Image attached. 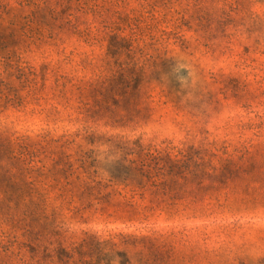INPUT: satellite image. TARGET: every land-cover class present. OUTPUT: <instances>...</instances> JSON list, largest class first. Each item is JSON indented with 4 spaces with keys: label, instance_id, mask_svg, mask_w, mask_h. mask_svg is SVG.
<instances>
[{
    "label": "rangeland",
    "instance_id": "1",
    "mask_svg": "<svg viewBox=\"0 0 264 264\" xmlns=\"http://www.w3.org/2000/svg\"><path fill=\"white\" fill-rule=\"evenodd\" d=\"M19 1L0 0L1 139L33 144L32 164L44 165L38 178L50 184L75 175L110 183L124 160L136 159L162 164L164 177L178 175L190 195L170 210L155 204L133 213L93 202L71 211L57 208L51 187L46 218L0 202V252L55 253L85 233H121L147 236L116 239L126 264H264V0H151L146 8L127 0L106 18L86 15L77 33L63 1ZM47 4L54 15L41 17ZM150 7L157 18L148 29ZM33 11L39 17L26 18ZM136 29L141 35H133ZM144 46L150 70L140 99H122L114 114L87 92L88 106L79 108L71 78L109 74L117 66L113 54L127 62ZM229 160L237 172L224 169ZM8 166L17 172L15 162ZM149 194L134 200L146 203ZM84 253L96 256L88 247Z\"/></svg>",
    "mask_w": 264,
    "mask_h": 264
},
{
    "label": "trees",
    "instance_id": "2",
    "mask_svg": "<svg viewBox=\"0 0 264 264\" xmlns=\"http://www.w3.org/2000/svg\"><path fill=\"white\" fill-rule=\"evenodd\" d=\"M32 1L20 0L19 3L22 4L24 2L30 5L34 3ZM58 1H63L66 7H68L67 10H71L67 14V22L74 28V33L81 32L78 30L77 24L86 15L95 19L106 18L109 12H114V6L127 3V0ZM141 1V8L152 6L151 0ZM150 8L148 11L145 10L146 14L144 16L145 20H152L146 23V28L148 29H151L153 20L157 18L154 15V8ZM43 10H46V13H42L43 15L41 17H52L55 12V8L51 4H47V6L41 8V11ZM30 16L26 18L39 17V13L33 11L30 13ZM137 19L140 21V16ZM107 28L108 32L112 33H115L113 31L117 29L110 28V26H107ZM142 30H133V35H141ZM113 36L118 41L124 40V37H120L117 34ZM145 48L146 46L140 48L138 57L127 53L129 60L123 63H120L117 54H113L112 57L115 56L114 64L117 66L115 68H108L109 74L103 75V70H99L93 79L83 80L71 78L68 82L73 90V98L80 104L79 108L88 106L86 98L87 92H91L94 95V100L103 106L106 111L114 114L122 111L120 107V101L122 99L124 100L125 98L126 102L130 100L134 102L140 99V95H138L140 84L144 79V74L150 70V56L145 51ZM128 50L130 51V49ZM82 99H85L86 102H83ZM1 136L0 134V144L10 148L8 153L0 151V202H5L8 208L16 209L25 206L26 209L34 210L37 216L46 218L47 193L51 187L56 188L55 193L57 199L60 200L57 208L62 209L64 207L71 211L80 209L77 205L78 203L80 205L84 203L91 205L93 202L102 204L104 207H112L115 211H121V209L127 206L129 211L133 213L139 211L145 213L147 210L152 209L155 204L159 208L166 207L170 210L173 207L176 208L179 201L188 199V195H190L185 190L184 184L180 183L178 175L173 174L170 179L164 177L169 174L160 172L163 170L162 164L154 162V166H151L143 160H139L136 163V159L124 160L117 172H115L118 174H110L108 179L110 183H101L100 180H96L90 176H87L85 180L81 175H75L76 181H65L64 184H60L57 180V182L50 184L38 178L44 174V165L36 167L35 164H32L34 162L33 152H35L33 144L30 145L29 143L19 141L20 139L14 138L1 139ZM124 143L128 144L126 141ZM133 144L136 145L135 143ZM117 147L120 149L121 146ZM146 154H149V152H146ZM9 160L17 164V172H13L11 166H8ZM225 164L224 169H234L236 172L239 170L236 162L229 160ZM33 171L38 172L35 178L29 175ZM72 173L73 171L70 174ZM121 173H124V176H121ZM158 175H161L163 178H159ZM208 176L215 177L216 172L212 170ZM212 180L213 184H216L214 182L215 179ZM111 184L116 187L111 190H106ZM168 188L169 191H167ZM146 190H150L149 195L152 194L146 203H140L134 200L136 195L139 194V197L143 201ZM53 210L54 213L56 211L55 207ZM146 237V235L132 237L131 234L124 235L118 233L109 235L108 238L100 239L91 233H85L76 245L71 246L70 249L59 247L55 253L47 249L39 253L37 249L33 248L27 254L21 249L15 251L4 247L2 252H0V264H102L104 261V264H111L112 261H118L119 264H126L128 261L123 258V251L115 249L117 245L116 239L125 238L128 240L129 238H133L132 240L134 242H139ZM86 247L89 250L95 251L96 256L94 258H92V255L84 253ZM75 254L78 256L77 259H75Z\"/></svg>",
    "mask_w": 264,
    "mask_h": 264
}]
</instances>
